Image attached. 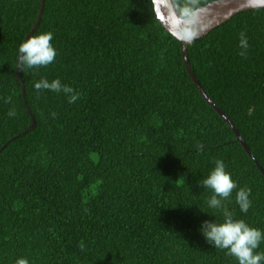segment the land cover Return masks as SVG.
Wrapping results in <instances>:
<instances>
[{
    "label": "trees",
    "instance_id": "1",
    "mask_svg": "<svg viewBox=\"0 0 264 264\" xmlns=\"http://www.w3.org/2000/svg\"><path fill=\"white\" fill-rule=\"evenodd\" d=\"M171 1L186 20L218 0ZM39 8L0 0V264H237L198 231L223 221L202 181L222 160L251 201L242 212L234 189L224 208L264 231V176L157 1L44 0L31 35L53 33L56 58L21 71ZM187 58L264 168V7L190 40ZM44 78L78 99L36 90Z\"/></svg>",
    "mask_w": 264,
    "mask_h": 264
},
{
    "label": "clouds",
    "instance_id": "2",
    "mask_svg": "<svg viewBox=\"0 0 264 264\" xmlns=\"http://www.w3.org/2000/svg\"><path fill=\"white\" fill-rule=\"evenodd\" d=\"M52 40L53 33L50 31L27 36L18 46L17 67L22 71L25 67L31 69L51 64L56 58V49L51 43ZM240 47L242 49L248 47L247 39L243 36L240 38ZM241 55H244V52H241ZM34 88L62 92L68 96L69 103H74L78 99L75 90L63 84L59 78L51 81L46 78L41 79L35 82ZM8 114L12 116L15 113L10 111ZM202 186L211 189L214 193L206 204L211 209H223V221L205 219L199 224V233L213 247L227 250L228 255L236 258L237 264H264V252L256 251L264 241V231L250 226L244 220L234 219L232 213L223 205V201L232 195L234 189H237L236 203L240 210L246 213L251 204L250 190L238 188L231 174L226 170L224 162L219 159L214 162V167L203 179ZM15 264H29V262L25 258H20Z\"/></svg>",
    "mask_w": 264,
    "mask_h": 264
},
{
    "label": "water",
    "instance_id": "3",
    "mask_svg": "<svg viewBox=\"0 0 264 264\" xmlns=\"http://www.w3.org/2000/svg\"><path fill=\"white\" fill-rule=\"evenodd\" d=\"M156 1L159 5L161 14L166 19V22L170 27V29L184 39L181 49L182 58L184 61L185 68L188 71L191 79L197 86L199 92L204 97V99L213 107V109L218 114H220L221 117L231 127V129L233 130L236 136V140L242 145L245 152L250 156V158L253 159L258 169L260 170L261 174L264 176V168L260 165V163L254 157V155L251 153L243 136L235 127L233 122L222 112L219 106L204 91L198 79L194 75L187 58V46L190 40L207 33L209 30L223 23L224 21H226L227 19H229L231 16H233L235 13L239 11L256 8V7H264V0H218L197 10L192 14V16H190L186 20H181L171 0H156ZM43 5H44V0H40V8L38 11L35 24L33 28L29 31V33L26 35V37L30 36L39 25L42 15ZM16 75L19 78V71H17ZM31 125H34L33 118Z\"/></svg>",
    "mask_w": 264,
    "mask_h": 264
}]
</instances>
